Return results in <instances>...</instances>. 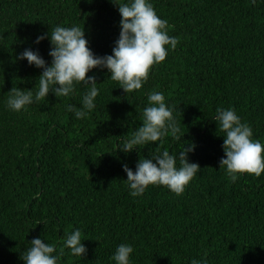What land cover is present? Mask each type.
<instances>
[{
    "label": "trees",
    "instance_id": "trees-1",
    "mask_svg": "<svg viewBox=\"0 0 264 264\" xmlns=\"http://www.w3.org/2000/svg\"><path fill=\"white\" fill-rule=\"evenodd\" d=\"M150 2L177 38L176 49L150 68L140 90L126 94L107 70L87 73L100 91L95 109L76 119L65 106H81L82 84L67 98L50 92L19 112L7 107L9 91H35L42 71L16 57L28 48L50 63L49 40L34 41L56 26L83 28L93 53L110 55L119 34L116 6L0 0V264H24L37 237L59 254L75 229L86 253L64 249L59 264H114L110 257L122 243L134 248L131 264H264V173L230 181L219 169L223 133L213 118L217 108H233L264 144V3ZM154 91L174 109L182 141L195 143L188 159L200 170L180 195L149 185L132 197L122 165L134 171L148 153L182 147L168 136L128 154L117 149L142 123Z\"/></svg>",
    "mask_w": 264,
    "mask_h": 264
},
{
    "label": "clouds",
    "instance_id": "clouds-1",
    "mask_svg": "<svg viewBox=\"0 0 264 264\" xmlns=\"http://www.w3.org/2000/svg\"><path fill=\"white\" fill-rule=\"evenodd\" d=\"M109 2L116 6L120 16L119 34L111 54H94L88 47L83 28L79 26H56L51 33L48 31L38 35L35 44L44 39L49 40L48 56L51 61L46 63L38 51L28 48L17 55V60H26L29 66L42 71L35 91L33 88H12L9 91V109L19 112L28 105L46 99L50 92L57 98H67L74 93L77 84H82L87 90L81 97V106L66 104L65 110L73 113L76 119L86 118L95 109L100 91L95 76L86 75L93 69L107 70L108 77L116 81L118 88L125 94L142 88L148 79L150 68L163 62L169 51L176 49L178 40L168 34L167 20L156 14L150 0ZM250 3L255 6L264 3V0H250ZM147 101L148 106L142 110V123L130 137L121 138L117 149L128 154L137 151L139 146L152 143L157 146L168 136L181 141L182 147L174 154L169 151L148 153L146 158H139L134 171L123 164L122 170L127 177L125 181L129 193L132 197H140L149 185H158L180 195L200 170L197 163L189 162L188 159L196 145L194 142L182 141L173 115L174 109L166 104L162 92H150ZM213 118L223 133L220 137L223 139L221 147L224 155L219 160V169L223 168L232 182L240 179L244 173L260 177L264 173V144L253 139L252 128L241 121L233 108H217ZM83 240L81 230L75 229L66 234L60 253L54 254L56 248L37 237L29 242L31 246L22 260L24 264H59L64 249H68L72 256L82 258L86 253ZM133 252L131 244L122 243L116 247L110 259L114 264H131L130 255ZM191 264L197 262L193 260ZM201 264L204 262L201 261Z\"/></svg>",
    "mask_w": 264,
    "mask_h": 264
}]
</instances>
